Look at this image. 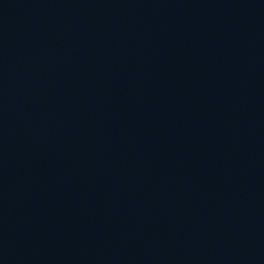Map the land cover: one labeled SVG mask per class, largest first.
<instances>
[{
	"label": "water",
	"instance_id": "water-1",
	"mask_svg": "<svg viewBox=\"0 0 264 264\" xmlns=\"http://www.w3.org/2000/svg\"><path fill=\"white\" fill-rule=\"evenodd\" d=\"M0 264H264V0H0Z\"/></svg>",
	"mask_w": 264,
	"mask_h": 264
}]
</instances>
